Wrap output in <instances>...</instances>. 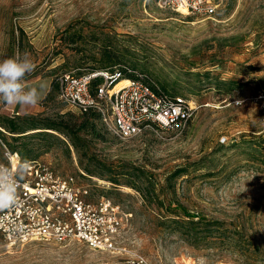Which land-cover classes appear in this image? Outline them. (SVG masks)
I'll list each match as a JSON object with an SVG mask.
<instances>
[{
	"label": "rangeland",
	"instance_id": "rangeland-1",
	"mask_svg": "<svg viewBox=\"0 0 264 264\" xmlns=\"http://www.w3.org/2000/svg\"><path fill=\"white\" fill-rule=\"evenodd\" d=\"M222 7L199 16L160 0H0V59L27 50L36 68L25 87L45 85L35 106L0 103V138L129 214L118 251L0 236V264H264V111L253 100L264 0ZM113 66L185 97L186 126L123 139L59 98L62 73Z\"/></svg>",
	"mask_w": 264,
	"mask_h": 264
},
{
	"label": "built area",
	"instance_id": "built-area-1",
	"mask_svg": "<svg viewBox=\"0 0 264 264\" xmlns=\"http://www.w3.org/2000/svg\"><path fill=\"white\" fill-rule=\"evenodd\" d=\"M223 0H160L161 6L199 16H214ZM59 98L81 114L96 116L101 125L128 139L186 126L192 104L165 91L146 75L122 66L83 72L67 71L59 78ZM253 100L264 111V88ZM5 160L15 168L29 161L18 188V203L0 211V236L10 245L41 240L65 243L77 240L92 249L115 252L129 214L111 199L90 198V185L74 176L61 177L46 163L12 152L2 141ZM129 264H151L144 256L128 257Z\"/></svg>",
	"mask_w": 264,
	"mask_h": 264
},
{
	"label": "clouds",
	"instance_id": "clouds-1",
	"mask_svg": "<svg viewBox=\"0 0 264 264\" xmlns=\"http://www.w3.org/2000/svg\"><path fill=\"white\" fill-rule=\"evenodd\" d=\"M36 64L27 50H17L12 56L0 59V103L30 107L37 105L45 85L25 87V78L34 72ZM25 160L15 168L0 163V211L10 210L18 203V188L29 166Z\"/></svg>",
	"mask_w": 264,
	"mask_h": 264
},
{
	"label": "trees",
	"instance_id": "trees-1",
	"mask_svg": "<svg viewBox=\"0 0 264 264\" xmlns=\"http://www.w3.org/2000/svg\"><path fill=\"white\" fill-rule=\"evenodd\" d=\"M101 69H104V68H101ZM91 71H94V70H100V69H90ZM84 115L87 119H94L96 120V116H93V115H89V114H82ZM52 128V127H50ZM178 216L181 215V214H177ZM187 216H191V215H187Z\"/></svg>",
	"mask_w": 264,
	"mask_h": 264
}]
</instances>
